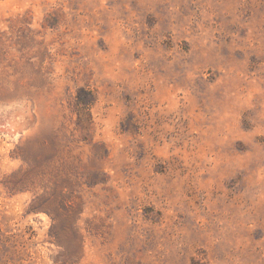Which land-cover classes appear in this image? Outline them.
<instances>
[{"label": "rangeland", "instance_id": "374dc122", "mask_svg": "<svg viewBox=\"0 0 264 264\" xmlns=\"http://www.w3.org/2000/svg\"><path fill=\"white\" fill-rule=\"evenodd\" d=\"M0 264H264V0H0Z\"/></svg>", "mask_w": 264, "mask_h": 264}, {"label": "trees", "instance_id": "16d2710c", "mask_svg": "<svg viewBox=\"0 0 264 264\" xmlns=\"http://www.w3.org/2000/svg\"><path fill=\"white\" fill-rule=\"evenodd\" d=\"M96 100L94 91L90 88L81 87L76 92L71 103V111L76 115V128L84 132H88L92 124L91 106ZM106 152V150H104ZM52 211V212H51ZM52 219L56 220L58 217L57 210H51Z\"/></svg>", "mask_w": 264, "mask_h": 264}]
</instances>
